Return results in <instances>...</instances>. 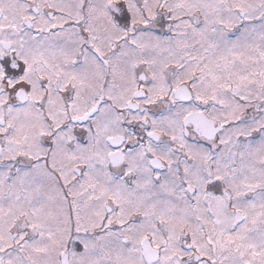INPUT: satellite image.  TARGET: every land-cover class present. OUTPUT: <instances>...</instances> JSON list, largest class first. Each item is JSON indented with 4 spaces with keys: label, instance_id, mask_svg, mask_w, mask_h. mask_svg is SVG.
I'll list each match as a JSON object with an SVG mask.
<instances>
[{
    "label": "snow or ice",
    "instance_id": "1",
    "mask_svg": "<svg viewBox=\"0 0 264 264\" xmlns=\"http://www.w3.org/2000/svg\"><path fill=\"white\" fill-rule=\"evenodd\" d=\"M0 264H264V0H0Z\"/></svg>",
    "mask_w": 264,
    "mask_h": 264
}]
</instances>
